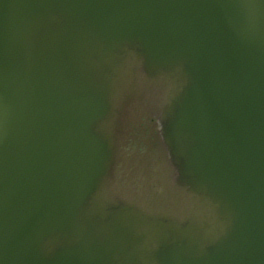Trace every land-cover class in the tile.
<instances>
[{"label": "water", "instance_id": "water-1", "mask_svg": "<svg viewBox=\"0 0 264 264\" xmlns=\"http://www.w3.org/2000/svg\"><path fill=\"white\" fill-rule=\"evenodd\" d=\"M0 264H264V0H0Z\"/></svg>", "mask_w": 264, "mask_h": 264}]
</instances>
